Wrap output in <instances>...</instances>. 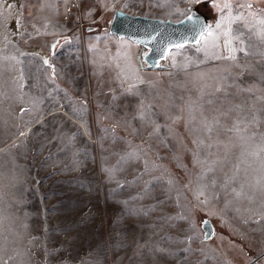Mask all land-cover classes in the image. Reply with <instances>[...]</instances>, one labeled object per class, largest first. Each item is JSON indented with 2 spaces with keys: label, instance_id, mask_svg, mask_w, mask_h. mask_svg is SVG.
I'll use <instances>...</instances> for the list:
<instances>
[{
  "label": "rangeland",
  "instance_id": "1",
  "mask_svg": "<svg viewBox=\"0 0 264 264\" xmlns=\"http://www.w3.org/2000/svg\"><path fill=\"white\" fill-rule=\"evenodd\" d=\"M260 1L243 2L253 3L257 20L264 18ZM213 2L222 6L227 0H204L197 15L214 28L226 9L218 11ZM239 5H233V15L243 11L252 20L249 10ZM190 7L188 0H0V65L9 68V55L17 54L22 76L40 69L45 59L51 72L53 59L61 69L87 68L79 58L89 41H95L91 47L100 52V62L104 48H112L99 39L111 35L115 13L176 23L187 17ZM237 29L256 53L246 58L240 54L241 59L257 65L264 44L239 23L233 25L234 34ZM220 43L222 52L223 38ZM198 47L203 42L172 49L167 57L174 56V64L166 57L157 70L147 69V50L137 47L145 71L139 75L144 80L138 84L139 98L153 104L151 118L161 126L159 136L150 141L151 127L142 128L139 120L131 119L137 98L121 95L122 89L97 94L92 109L89 97L76 90L72 95L83 97L80 108L68 105L66 98L65 119L39 125L29 137L22 123L25 98L19 97L12 109L0 110V264H264V154L247 155L255 145L247 147L234 137L236 146H229L225 159L215 133L209 141L199 130V105L210 114L205 101L215 98L209 93L227 62L212 58L216 49L210 43L207 55ZM131 73L130 82H137ZM250 80L246 76L244 83ZM112 95L119 99L113 102ZM17 111L16 118L12 112ZM168 116L182 119L173 123ZM133 128L140 134L132 133ZM255 130L264 131V125ZM196 138L213 146L197 149L192 143ZM140 145L146 156L121 161ZM197 151L206 163H196ZM146 182H151L149 196L133 200ZM149 205L156 211L137 214ZM161 217L171 219L160 223ZM204 219L215 229L207 242L200 228ZM32 237L38 242L29 243Z\"/></svg>",
  "mask_w": 264,
  "mask_h": 264
},
{
  "label": "snow or ice",
  "instance_id": "2",
  "mask_svg": "<svg viewBox=\"0 0 264 264\" xmlns=\"http://www.w3.org/2000/svg\"><path fill=\"white\" fill-rule=\"evenodd\" d=\"M188 3L192 7L186 10L185 15L187 16L188 21L193 25V31L197 36H199V39L195 40V43L200 45L203 42V47H198L197 51H205L207 55V48L210 43L211 47L216 49L212 58L218 61L227 62L222 70L221 76L216 78V84L213 86V92L209 93V95L215 98L205 101V103L210 106V114L205 115L203 105H199L201 115L199 130L205 134L209 141H213L212 134L215 133L214 142L219 148L224 150L225 159L230 151L229 146H236L235 140L233 139L234 137L236 140L243 142V144L247 147L255 145L254 150L247 152V155L260 156L261 154H264V131L257 132L255 129L264 125V121L261 120V116H264V52L259 53L261 61L257 62V65H253L247 60L241 59L240 54L246 58L253 56L256 53L250 51L253 45L246 43V41L242 38L244 35L242 31L237 29L236 31L238 34H234L233 25L239 23L244 29H246L249 33H252V35H255V37L262 44H264V18H260L259 20L256 19L257 13L251 11L253 9V3L250 2L241 3L239 5V9H248L249 11L247 15L252 17V20L247 19L243 11H239L236 15H233L232 4L230 2H226L222 6L213 2L212 6L218 11L223 12L225 9L228 10V15L222 17L221 21L217 22L213 28L212 25H207L201 21L200 17L197 15V12L199 11L197 6L204 3V0H188ZM253 29H255L254 32ZM221 38H223L222 52L220 43ZM248 39L251 40V36H249ZM183 46V44L174 45L176 49H180ZM164 52L171 53V48H166ZM164 52H161L162 57L164 56ZM167 58L171 59L174 64V56H169ZM43 63L51 67L47 59H45ZM121 72H123V70H121ZM54 73L55 69L53 68V74ZM246 76L251 77L248 84L244 83V78ZM118 78H120V87L122 89L121 95L137 98L135 111L131 119L139 120L142 128L151 127V131L148 133L149 141L154 136L158 137L161 126L157 123V121L151 118V110L154 106L151 103H147L145 99L139 98L142 94L139 91L138 84H143L144 80L136 74H134V79L138 83L130 82L133 77H128L127 75H123L121 78L120 73H118ZM252 81H255V83ZM125 84L127 87L124 86ZM257 84L261 86L257 87ZM257 92H259L260 95H255ZM220 96L223 97L222 100L219 98ZM241 96L243 99H241L240 102H236L237 98ZM111 99L115 102L119 99V97L112 95ZM250 101L259 102L260 107H256V104L251 103ZM193 106H195V102L190 105V107ZM168 119L173 123H176L182 119V117L168 116ZM193 119H195V117H193ZM124 123L126 127L129 126L127 120H125ZM114 130L115 129L113 128L112 131ZM168 130L171 131L170 126ZM106 131H108V129H106ZM131 131L136 135L140 134L139 129L133 128ZM21 135H23V133H21ZM192 143L196 145L197 149L211 148L213 146V143L206 144L205 140L201 138L193 139ZM142 154L143 156H146L147 152L143 146L140 145L132 152L125 153L124 156H121V161L129 162L131 160H141ZM243 154L244 153H242V155ZM199 156V151L194 152L196 163H206L205 161L200 160ZM144 163V171L147 173L149 171L147 161L145 160ZM211 170V168H208V171ZM141 178L142 176L129 183H137ZM156 179L159 180L160 178ZM167 183L172 185L174 180L169 178ZM150 184L151 182H146L142 190L137 193L136 196L132 197V199H145L148 197L150 194ZM262 191H264V189H262ZM203 194L204 193L201 191L197 196V199L199 200V197ZM240 194L241 193H236L237 196ZM202 203H207V201H202ZM154 211H156V206L149 205L146 208L137 210V214L147 216ZM168 219H171V217H161L160 223H164ZM202 223L207 222L202 221ZM37 242V237H32L29 240V243L35 244ZM137 248H140L139 244H137ZM44 254L48 255L46 251ZM27 255L31 257V250L28 251ZM10 259L12 258L10 257ZM4 264H7V261H5ZM37 264H39V261Z\"/></svg>",
  "mask_w": 264,
  "mask_h": 264
},
{
  "label": "crops",
  "instance_id": "3",
  "mask_svg": "<svg viewBox=\"0 0 264 264\" xmlns=\"http://www.w3.org/2000/svg\"><path fill=\"white\" fill-rule=\"evenodd\" d=\"M227 2H230L234 8L233 5H239L244 0H227ZM260 2H264V0ZM227 11V9L224 11V17ZM99 41L101 44L105 43L112 46V48H104L106 52L101 62L98 57L100 52L97 53V50L91 47L95 45V41H89L90 47L85 55H81L79 58L82 63L87 65V68L61 69L56 66L55 59H53L54 74L50 68L42 63L40 69L28 71V77L19 75L16 63L18 56L17 54H10L11 64L9 68L2 69L0 65V110L3 108L12 109L16 107L19 97L20 99L25 98V116H23L22 123L26 125L24 134L29 137L39 125L49 124L56 118L65 119L63 105L65 106L64 100L66 98L70 99L71 102L68 105L80 108V101L83 97L79 95V98L76 99L72 95V93L77 94L76 90L79 94L83 92L89 97L92 109V102L95 101L98 93L108 94L110 90L118 91L121 89L118 73L121 74V78L129 72H132L131 75L145 74L139 62L136 44L111 35L101 36ZM74 50L77 52L78 49ZM111 60L114 61L112 65H110ZM73 61L78 63V60H75V55ZM110 67L111 69H109ZM80 86H83V91L79 89ZM124 86L127 87L126 84ZM12 114L16 118L18 117V111L12 112ZM12 114L10 115L11 118L13 117ZM72 123L76 124V121L73 120ZM15 124H20V122L15 121ZM18 137L16 136L14 140Z\"/></svg>",
  "mask_w": 264,
  "mask_h": 264
},
{
  "label": "water",
  "instance_id": "4",
  "mask_svg": "<svg viewBox=\"0 0 264 264\" xmlns=\"http://www.w3.org/2000/svg\"><path fill=\"white\" fill-rule=\"evenodd\" d=\"M205 24L209 25L207 18L198 15ZM109 33L120 39H127L131 43L141 46L147 50L143 56V61L147 64L148 70L159 69V63L166 59L168 52L166 48L174 49V45H193L199 36L193 31V25L187 17L179 22H168L142 17L115 13L113 15ZM164 52V56H161ZM207 223L201 222L203 240L209 241L215 233L213 224L209 219H204Z\"/></svg>",
  "mask_w": 264,
  "mask_h": 264
}]
</instances>
